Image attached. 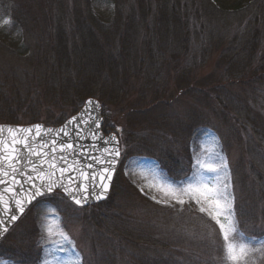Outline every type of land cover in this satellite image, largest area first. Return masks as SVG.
<instances>
[{"label":"trees","instance_id":"trees-1","mask_svg":"<svg viewBox=\"0 0 264 264\" xmlns=\"http://www.w3.org/2000/svg\"><path fill=\"white\" fill-rule=\"evenodd\" d=\"M96 2L113 6L109 21L96 14ZM0 49L12 66L0 63V125L60 126L94 98L122 154L154 159L172 180L185 177L193 146L215 129L209 113L229 121L223 146L228 151L237 140L255 179L251 192L249 178L234 171L236 223L247 239L264 237L257 227L264 220V210L257 214L264 201V0H0ZM214 57V72L200 78ZM189 97L199 103L188 115L172 113ZM115 189L114 182L107 202L84 209L106 237L102 247L116 251L104 264H227L209 220L186 207L153 205L161 213L139 220ZM163 224L195 243L189 257L158 234Z\"/></svg>","mask_w":264,"mask_h":264},{"label":"rangeland","instance_id":"rangeland-1","mask_svg":"<svg viewBox=\"0 0 264 264\" xmlns=\"http://www.w3.org/2000/svg\"><path fill=\"white\" fill-rule=\"evenodd\" d=\"M93 7L102 21H109L112 17L113 6L109 3L100 4L96 2ZM6 58V53L3 49H0V63L11 69L12 66L5 60ZM215 58L201 72L200 78H206L214 72ZM184 101L172 109V113L178 114L180 118L192 111L193 104L199 103L197 97H189ZM161 113H163L162 110L157 111L149 118L156 117L155 114L160 116ZM209 114L215 129H208L199 142L193 146L191 165L187 167L188 171L183 179L172 180L168 178L154 159L144 156H132L130 153L122 154L114 180L116 185L115 194L120 195L119 203H122L126 211H134L137 215L136 218L139 220H149L150 216L146 219L143 216L147 211L161 213L153 206L162 209L186 207L193 214L201 215L209 220L212 223V235L217 236L223 244L219 226L209 214L212 211L209 204L202 201V204L198 205L189 196L181 195L179 190L197 182H207L210 186L227 184V191L231 194L233 220L238 233H240L235 216L237 190L233 186L234 171L237 170L239 176L245 175L249 178L248 184L251 192L254 191L255 179L251 175V160L237 140L232 139L230 141L228 151L223 146L221 136L227 137L230 133L229 121L224 122L212 111ZM112 116H115V113H112ZM119 120L116 123L123 125L122 120ZM109 133H117V131L114 130ZM246 137L244 138L246 139ZM198 160L214 164H220L223 161L227 167L226 169L221 168L217 175L208 172L206 169H201L197 165ZM170 188L176 190V196L172 195ZM126 189L129 190L131 195L127 194ZM52 196H58L59 200L65 202H60L57 199L38 201V204L30 208L19 223L0 241V264H104L103 262H106L107 258H111V255L112 258L115 257L116 251H114L115 254L107 252V247L101 245L106 237L87 223V211L75 207L61 193H55ZM177 198L185 200V203H177ZM256 200L260 203L258 197ZM259 205L257 214L261 217L264 210V201H261ZM201 206L208 209V211L201 212ZM133 208L136 209L133 210ZM166 218L164 216L159 217L164 223L167 222ZM261 219L257 225L259 232L264 231V220ZM166 225L168 226L167 223ZM159 227L158 234H163L168 238L167 241L173 242L177 247L178 254L189 257L195 243L189 242L186 233L176 230L174 233L173 230L171 235L164 224ZM49 228L52 230L51 235L48 234ZM61 232L70 237L71 245L62 240ZM194 234L197 235L195 232ZM243 238L252 250L249 252L247 260L242 264H264V251H262L264 249L260 251L259 248V243L264 241V237L256 236L247 239L243 236ZM255 253L259 255L256 256ZM115 264L117 263L115 262Z\"/></svg>","mask_w":264,"mask_h":264},{"label":"snow or ice","instance_id":"snow-or-ice-1","mask_svg":"<svg viewBox=\"0 0 264 264\" xmlns=\"http://www.w3.org/2000/svg\"><path fill=\"white\" fill-rule=\"evenodd\" d=\"M4 23H9L8 20H5ZM89 105H92V101H88ZM95 108H99V104H95ZM76 123V119L69 121V124ZM86 123V122H85ZM96 127L99 128V124H96ZM65 128H61L59 131L63 133L64 136H68L69 132ZM42 126H35L34 135L39 137L42 132ZM3 129H0L2 132ZM9 134L12 136V141L10 144H6L3 140H0V184L9 185V179L11 184H20V191H25L24 184L20 183L16 179L17 174L20 176L27 175V180L25 183L30 185L26 190V195L22 198H17L19 192H17L10 185L5 187L2 192H0V204L3 205V215H0V237L8 231V228L5 227V218H8L9 221H15L17 219V213L13 212L9 207V199L15 200V208L18 209L19 213H23L24 205L31 203L37 197H42L45 193H51L56 188L62 189L64 193L76 204L83 206L89 200V188L91 187V195L95 199L104 198L105 194L108 191L109 183L112 179V174L115 171V165L117 163V158L120 156V149L118 147L119 141L115 135L109 137L103 141L104 144L113 143L116 146L108 149L105 148L98 156L90 157L92 160L99 165H106L99 169L98 172L89 173L83 168L77 167L76 161L72 163H67V156H60L59 159L64 161L67 165L66 167H58L56 158L53 157L49 159L52 153L56 152V148L53 147L49 152H44L40 149L43 148L42 144H37V147H33L32 142L29 139V136L33 134L32 128L27 129H18L13 130L9 129ZM45 135L52 133V129L43 130ZM17 133H24L23 136L17 137ZM92 138L99 139L98 133L93 132ZM52 144L55 145L56 141L53 140ZM21 145L22 149L25 150L28 156H21L19 149L15 146ZM93 147H96L93 145ZM73 144L66 143L59 146V151L61 153L65 150H72ZM99 151V149H97ZM31 156L39 157V162L33 161L28 158ZM110 157V158H107ZM6 163L7 170H5L4 164ZM27 164L30 167L31 173H25L23 168L17 167L18 164ZM47 163V170L43 165ZM197 165L201 169H206L208 172L219 174L221 168L227 167L226 163L221 161L220 164L207 163L205 161H197ZM88 168H92L93 165H87ZM59 173V175H57ZM77 176L81 177L80 181L77 180ZM36 181H39L37 183ZM85 181H90L85 183ZM99 189V190H98ZM227 184H215L209 185L207 182H197L194 184H189L186 188H181L179 193L181 195H187L190 199H194L195 203L200 205L203 202H207L212 209L209 213L212 218L215 220V223L219 226V230L222 236L223 241V252L227 264H242L247 260L249 252L252 250L251 246L244 242L243 234L238 233L235 222L233 220L232 213V201L231 194L227 191ZM172 195L176 196L177 192L174 189L170 188ZM13 193L12 197L9 199L5 198L4 193ZM179 204H184L185 200L177 198L176 200ZM201 212L208 211L205 207H200ZM10 214V215H9ZM48 234H52L51 228L48 229ZM62 240L67 244L71 245V239L66 234L61 232ZM62 247V245H60ZM259 248L264 249V241H260Z\"/></svg>","mask_w":264,"mask_h":264},{"label":"water","instance_id":"water-1","mask_svg":"<svg viewBox=\"0 0 264 264\" xmlns=\"http://www.w3.org/2000/svg\"><path fill=\"white\" fill-rule=\"evenodd\" d=\"M88 101H92L93 104L89 105ZM99 104V108H95V104ZM73 118L76 119V123L69 124V121L73 120ZM86 122V123H85ZM99 124V128L96 127V124ZM40 125L42 126L43 130L52 129L53 132L49 133L48 135L44 134V131L42 130L41 135L39 137L35 136V126ZM103 125H104V118H103V107L102 104L94 98L88 99L81 110L75 114L74 116L67 119L62 125L60 126H48L44 123H36L31 125H8V124H1L0 129H3L2 132H0V140H3L6 144H10L12 141V136L9 134V129L18 130V129H27L32 128L33 134L29 136L30 141L32 142L33 147H37V144H42L43 148L40 149L42 153L49 152V150L53 147H55L57 150L55 153H52V155L49 157V159H52L53 157L56 158L57 166L58 167H66L67 165L64 163V161H61L59 159L60 156H67V163H72L73 161L78 162L77 167L83 168L85 171L92 173V172H98L100 168L105 167L106 165H99L96 164L94 160H92L90 157L92 156H98L100 152H102L105 148L111 149L115 147L116 145L113 143L110 144H104L103 141L106 139H109L110 136L115 135L117 140L119 141V149H120V156L117 158V163L115 165V171L112 174V179L109 183V188L107 193L105 194L104 198L102 199H95L92 195V189L89 188V200L87 203H85L83 206L76 205L66 193L62 191L60 188H56L51 193H45L42 197H37L35 200H33L29 204L24 205V211L23 213H19L18 209L15 208V200L9 199L12 197L13 193H4L5 198L9 199V207L12 209L13 212L17 213V219L15 221H9L8 218H5V227L8 228V231L3 234L2 237H0V241H2L7 234L19 223V221L24 217V215L29 211V209L40 199L53 195L55 193H61L63 194L66 199L72 203L74 206L80 209L90 208L92 206L100 205L108 201L110 198L115 176L117 173V169L122 157V149H121V142L119 139V136L116 133H110L106 134L103 131ZM67 126V131L69 132L68 136H64L63 133H60L61 128H65ZM98 133L99 139H93L92 133ZM24 133H17V137L23 136ZM55 140L56 144L53 145L52 141ZM66 143H72L73 149L72 150H65V152L61 153L59 151V146L66 144ZM95 145L96 147H93ZM17 149L21 150L20 155L21 156H28L27 152L22 149L21 145L15 146ZM99 149V151L97 150ZM0 155H3V153H0ZM32 159L33 161L39 162L40 158L36 156L28 157ZM110 158V157H107ZM6 163L4 164L5 170H7ZM92 164V168H88L87 165ZM17 167L23 168L25 173H31L30 167L25 164H18ZM45 170H47V163L43 165ZM59 175V173H57ZM9 179V185L13 187L17 192H19V196L17 198H22L24 195H26V190L30 187L25 181L27 180V175L20 176L17 174L16 179L20 181V183L24 184L25 191H20V184H11L10 178ZM82 178L77 176V180L80 181ZM39 183V181H36ZM90 181H85V183H89ZM9 185L0 184V192L3 191V189ZM99 190V189H98ZM3 205L0 204V215H3ZM10 215V214H9Z\"/></svg>","mask_w":264,"mask_h":264}]
</instances>
